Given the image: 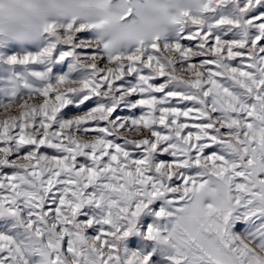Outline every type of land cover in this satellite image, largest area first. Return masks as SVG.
Masks as SVG:
<instances>
[{"label":"snow or ice","instance_id":"1","mask_svg":"<svg viewBox=\"0 0 264 264\" xmlns=\"http://www.w3.org/2000/svg\"><path fill=\"white\" fill-rule=\"evenodd\" d=\"M145 8L0 0V264H264V0Z\"/></svg>","mask_w":264,"mask_h":264},{"label":"rangeland","instance_id":"2","mask_svg":"<svg viewBox=\"0 0 264 264\" xmlns=\"http://www.w3.org/2000/svg\"><path fill=\"white\" fill-rule=\"evenodd\" d=\"M114 5L118 9H124L125 6L141 7V5H132L131 0H114ZM170 30V34H171ZM44 45V39H35L29 33H23L16 30H5L0 33V87L7 90L9 84L19 83L21 80H27L33 84L43 83L31 77V71H46L53 67L54 61L49 59L42 65L27 66H9L4 61L11 54L23 55L28 52L38 51ZM51 77V73H49ZM2 223V221H0Z\"/></svg>","mask_w":264,"mask_h":264},{"label":"clouds","instance_id":"3","mask_svg":"<svg viewBox=\"0 0 264 264\" xmlns=\"http://www.w3.org/2000/svg\"><path fill=\"white\" fill-rule=\"evenodd\" d=\"M132 5H141V7L137 8L133 6V15L126 21H123L122 23H115L111 26V31L113 33L119 32L123 29L124 25H131L135 28H142L145 26L147 19L149 17V14L146 11L145 5L146 0H131ZM110 7L113 12H121L123 10L127 9V6H125L124 9H118L114 5V0H110ZM137 13H140V15H137ZM105 13L103 11H100L98 14L94 16L95 19L103 18ZM135 21V24H132V22ZM35 23H39V21L27 19V18H21L14 21H9L8 19H4L3 26L5 30H16L23 33H29L33 36V28L32 25Z\"/></svg>","mask_w":264,"mask_h":264}]
</instances>
